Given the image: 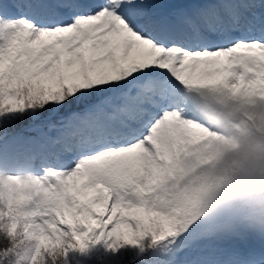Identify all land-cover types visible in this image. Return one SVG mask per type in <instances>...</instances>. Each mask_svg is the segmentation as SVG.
<instances>
[{
    "label": "snow or ice",
    "instance_id": "snow-or-ice-1",
    "mask_svg": "<svg viewBox=\"0 0 264 264\" xmlns=\"http://www.w3.org/2000/svg\"><path fill=\"white\" fill-rule=\"evenodd\" d=\"M193 91L264 99V0H0V264H264L178 182Z\"/></svg>",
    "mask_w": 264,
    "mask_h": 264
},
{
    "label": "clouds",
    "instance_id": "clouds-1",
    "mask_svg": "<svg viewBox=\"0 0 264 264\" xmlns=\"http://www.w3.org/2000/svg\"><path fill=\"white\" fill-rule=\"evenodd\" d=\"M193 115L214 129L181 158L178 182L191 211L213 223L264 232V99L190 92Z\"/></svg>",
    "mask_w": 264,
    "mask_h": 264
},
{
    "label": "rangeland",
    "instance_id": "rangeland-1",
    "mask_svg": "<svg viewBox=\"0 0 264 264\" xmlns=\"http://www.w3.org/2000/svg\"><path fill=\"white\" fill-rule=\"evenodd\" d=\"M233 232L241 234L233 236ZM215 246L225 253L238 251L243 254H249L252 250L264 253V237L258 236L253 230L244 226H236L232 228L231 233L221 235L218 241L215 242ZM71 260L73 264H87L86 261H80L76 255H72Z\"/></svg>",
    "mask_w": 264,
    "mask_h": 264
},
{
    "label": "bare ground",
    "instance_id": "bare-ground-1",
    "mask_svg": "<svg viewBox=\"0 0 264 264\" xmlns=\"http://www.w3.org/2000/svg\"><path fill=\"white\" fill-rule=\"evenodd\" d=\"M250 253L259 254L260 252H258L257 250H256V252L254 250H252Z\"/></svg>",
    "mask_w": 264,
    "mask_h": 264
}]
</instances>
